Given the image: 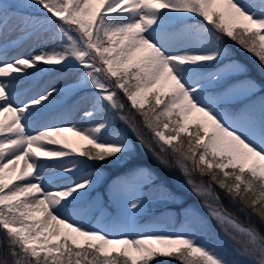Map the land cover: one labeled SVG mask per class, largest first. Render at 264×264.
<instances>
[{
	"label": "snow or ice",
	"instance_id": "obj_1",
	"mask_svg": "<svg viewBox=\"0 0 264 264\" xmlns=\"http://www.w3.org/2000/svg\"><path fill=\"white\" fill-rule=\"evenodd\" d=\"M225 37L264 74V0H0V248L11 264H244L208 243L191 206L174 231L138 222L154 195L179 199L148 167L117 175L106 201L91 196L104 165L129 161L137 142L179 169L236 256L264 264V96L229 107L264 89ZM28 40L37 54L9 58ZM46 72L66 82L34 92ZM80 93L89 104L81 124H39L54 97L75 107ZM83 168L93 170L60 182ZM217 188L259 226L240 222Z\"/></svg>",
	"mask_w": 264,
	"mask_h": 264
},
{
	"label": "rangeland",
	"instance_id": "obj_2",
	"mask_svg": "<svg viewBox=\"0 0 264 264\" xmlns=\"http://www.w3.org/2000/svg\"><path fill=\"white\" fill-rule=\"evenodd\" d=\"M40 47H41V45L38 44L36 41L28 40L21 47L10 51L9 52V58H11L13 56H16L17 54H20V55H29V54L35 55V54H37L39 52ZM66 79H67V77L63 73H59V72L47 73L46 72V73L42 74L41 76H39L36 79V81L32 85L33 86V90H34V92H40L45 86L62 87L64 85V83L66 82ZM84 95L85 94L83 93L81 95H78V96L74 97V99L76 101H79L78 106H75V107L73 106V104H71L70 106L64 107L65 104H67L68 101L67 102H60V98L57 97L56 99L58 101V104L53 106L52 108H50L47 112L42 113L40 115L41 118H39V124L42 125V124H45V123H58L60 126H64V127L71 126L73 124H77V125L81 124V118H82V115H83V111H84L85 108L89 107V104H88L87 100L86 99H81V97H83ZM251 98L241 100L237 105H239L241 103H244V104L251 103L249 101ZM84 126H87V124H84ZM66 133L67 132H65L63 134V137H65L67 139V141L70 144H72L74 147L79 148V146H81V145L88 146L87 142L81 140V138H79V137L76 138L75 135L71 136L72 133L71 134L70 133L66 134ZM90 172H92V170L89 171L88 168H83V169H81V171L78 174H74L73 177L67 178L65 181H60V182L61 183H71L72 180L79 179L81 176H86ZM48 173H49V171H48ZM197 177L198 176H194L193 178L197 179ZM165 187L169 191L174 193L176 196H178V195L181 196V194H179V192H180L179 190H181L183 192V194H185V192H191L189 187H188V185L185 183V177L182 174L176 176L173 179L172 184L171 185H165ZM97 196L103 197L101 194H97L95 197H97ZM171 203H174V202H169V203L161 202L158 199V197L154 195L152 200H151V202L147 205V208H146L145 212L142 213L138 217V222L140 224H149V223H152L154 221H159L168 231H174V230L178 229L179 226H180V222L183 220V216L181 215V220H180L179 223H175V221H174V212H172V211L162 212L160 215L155 216V217L146 215L147 217L143 218V216L146 214L148 208H150L151 206H153V207H161L162 206L163 208H165V205H168V204H171ZM198 213L201 216L200 212H198ZM201 217L204 219L203 216H201ZM94 222L95 221H93V223ZM206 238H207V241H208L209 244L214 245L210 241V239L208 238V232H206ZM230 248H231V246H230ZM231 254H232V252H231ZM231 254H230V256H231ZM233 258H235L237 260L244 261V264H247V262H246L244 257L237 256V257H233Z\"/></svg>",
	"mask_w": 264,
	"mask_h": 264
},
{
	"label": "trees",
	"instance_id": "obj_3",
	"mask_svg": "<svg viewBox=\"0 0 264 264\" xmlns=\"http://www.w3.org/2000/svg\"><path fill=\"white\" fill-rule=\"evenodd\" d=\"M191 22H195V21H191ZM225 40L229 44L230 48L233 50V58L241 61L242 63L248 66L249 72L247 73V76L257 81L264 89V74L261 73L259 64L257 63L256 59L246 51L239 48L238 45H236L234 42L230 40V38L225 37ZM209 69H214V67ZM262 93L264 92L262 91ZM119 95H120V99L125 104V114L134 117L136 122L139 124L141 118L135 113L134 109H131L129 102L125 100L123 94L120 93ZM119 127L124 128L125 125L121 122L119 124ZM129 134L131 135V133ZM145 134L148 139H151V137L147 133ZM132 138L133 141L135 142V137L133 136ZM136 149H137L136 154L129 161L125 163V166H120V164H116V163H109L104 165V170H106L109 175L110 174L116 175L128 170L130 167L146 165L157 176L158 178L157 184L163 183L164 185H171V176L174 173H180L179 169L175 167L165 168L163 166L158 165L155 160H153L151 157H149L143 152L138 142L136 143ZM197 179H200V177H197ZM216 191L220 194L224 206L227 207L231 212H233L242 222H244L249 226L251 225L259 226L260 222L255 216H252L251 218H246L243 213L238 212L236 210V207H234L229 203L228 197L225 196V194L222 191H220V189L217 188ZM208 229L210 231L211 239H213V241L218 245V249L220 251L223 252L226 250L229 255L231 254V252H232L231 254L232 256L233 254L235 255V253L232 251V246H231L232 242L229 241L228 237L225 236L223 232H221L219 227L213 225L211 222H208ZM2 237H3V232L0 231V238ZM156 259L160 261V264H177L176 259L169 257H157ZM5 260L8 261V264H11V257L8 256L7 247L0 248V264H2V262Z\"/></svg>",
	"mask_w": 264,
	"mask_h": 264
},
{
	"label": "bare ground",
	"instance_id": "obj_4",
	"mask_svg": "<svg viewBox=\"0 0 264 264\" xmlns=\"http://www.w3.org/2000/svg\"><path fill=\"white\" fill-rule=\"evenodd\" d=\"M55 99L57 98V97H54ZM39 118H41V116L39 117ZM68 133H70L71 134V132H67L66 134H68ZM73 135V133L71 134V136ZM130 135V134H129ZM76 138H78L77 136H75ZM48 171L50 172V171H52V169H46L45 170V174H47L48 173ZM74 176V174L71 176V177H73ZM68 178H70V177H68ZM67 178H65V179H63V180H61V181H65Z\"/></svg>",
	"mask_w": 264,
	"mask_h": 264
}]
</instances>
